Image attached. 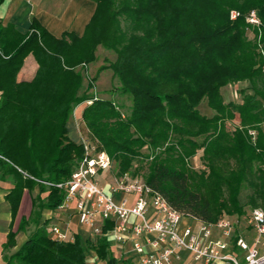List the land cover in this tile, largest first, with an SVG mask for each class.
I'll return each instance as SVG.
<instances>
[{
    "label": "trees",
    "instance_id": "1",
    "mask_svg": "<svg viewBox=\"0 0 264 264\" xmlns=\"http://www.w3.org/2000/svg\"><path fill=\"white\" fill-rule=\"evenodd\" d=\"M93 1L96 11L82 37L65 32L58 39L36 19L21 34L0 20V181L13 179L5 196L12 215L2 245L5 264H87L89 250L107 264L120 263L107 236L65 243L54 240L46 224L39 226L42 211L57 209L66 197L46 183L70 180L85 156L84 142L72 141L67 128L82 103H90L83 111L88 144L110 156L119 179L145 160L144 182L185 218L215 223L224 215L264 210V0ZM253 10L260 26L247 22ZM231 11L241 15L232 20ZM100 44L117 53L109 68L131 99L127 116L112 100L88 90L80 94L83 75L77 68L95 61ZM30 55L39 65L36 76L19 82ZM239 82H248L252 94L243 92L242 103L226 105L220 89ZM204 100L217 112L213 118L198 110ZM236 117L238 124L228 130L226 122ZM200 151L203 169L190 163ZM36 187L30 217L21 219L18 231L30 223L37 230L8 255L16 246L12 227L23 192ZM111 228L107 224L105 233Z\"/></svg>",
    "mask_w": 264,
    "mask_h": 264
},
{
    "label": "built area",
    "instance_id": "2",
    "mask_svg": "<svg viewBox=\"0 0 264 264\" xmlns=\"http://www.w3.org/2000/svg\"><path fill=\"white\" fill-rule=\"evenodd\" d=\"M240 15L232 11L231 19ZM247 22L261 25L255 10L248 14ZM84 144L85 156L70 180L46 184L65 191L59 208L75 204L79 222L89 230L92 241L111 237L123 252L135 257L132 264H175L182 252L189 253L194 264H264L262 208L243 217L224 215L207 223L185 218L141 180L116 182L106 190L100 176L112 168L111 158L105 151L96 152L87 141ZM118 194L123 195L119 201L115 199ZM185 219L196 224H184ZM107 224L112 228L105 233ZM52 234L61 242L72 239L60 227H54Z\"/></svg>",
    "mask_w": 264,
    "mask_h": 264
},
{
    "label": "crops",
    "instance_id": "3",
    "mask_svg": "<svg viewBox=\"0 0 264 264\" xmlns=\"http://www.w3.org/2000/svg\"><path fill=\"white\" fill-rule=\"evenodd\" d=\"M95 10L96 3L92 0H5V2L0 6V20L4 26L12 24L15 30L21 34L28 33L33 20L36 19L45 29H47L50 34L58 39H60L65 32L75 33V35L82 37L86 26L89 24L95 13ZM38 68L39 65L34 56H28L25 60L22 70L18 75V81H32L36 76ZM87 76L89 77L88 70ZM95 93V97L99 98L97 90H95ZM84 104L86 107L90 103ZM67 128L69 131V138L72 141L78 144L84 142V140L79 136L77 123L75 124L70 119L67 124ZM2 182L3 184L9 185V177H7L6 180ZM107 185L108 187L106 190H109L110 184L107 183ZM7 187H9V190L7 191H4L0 188V192H3L2 199L0 200V221L3 219L5 222L3 226L0 224V230L6 236V240L2 243V245L7 241V235L10 232V224L12 222L11 205L8 201H6L5 196L13 188V183L11 186ZM36 188L39 190V187ZM32 193L27 189L24 190L18 215L12 227L14 232H18L16 236V246L13 248V254L16 253L29 239V236L26 235L25 232L26 229L24 231L18 230L21 219L23 217H30L32 212V198L35 197L32 196ZM122 197V194H118L115 196V199L119 201ZM25 203L29 205L28 209H24ZM189 220L190 219H185L184 224H193L190 223ZM43 224H46V229L50 233L51 237L56 241L58 240L52 234V229L54 227H60L69 233L72 239L67 242H74L76 236H79L83 243H86L87 241L96 242L95 240L92 241L89 237V230L80 224L75 204H72L66 209H61L59 207L55 210L44 209L42 211V217L39 226H44ZM67 242L65 241V243ZM108 242L112 254L115 258L120 260L119 264H132L135 257L132 255H127V253L123 252L121 247L116 244L111 237L108 238ZM2 245L0 247V253H3ZM87 253V260L88 258L90 259V262H87V264H107L105 261L99 260L95 251L89 250ZM180 257V260L175 259V264H194L192 256L189 253L182 252Z\"/></svg>",
    "mask_w": 264,
    "mask_h": 264
},
{
    "label": "rangeland",
    "instance_id": "4",
    "mask_svg": "<svg viewBox=\"0 0 264 264\" xmlns=\"http://www.w3.org/2000/svg\"><path fill=\"white\" fill-rule=\"evenodd\" d=\"M96 7H97V4H96ZM122 27H123V29H126L124 23H123ZM249 35L252 38L251 32H249ZM94 56H95V61L88 64V66L85 69H82V67L77 68V71H81V73L83 75V87L80 91V94H83L88 90L87 92L90 96H96L95 90H97L98 94H99V98L114 101L115 104L117 106H119L121 112L125 116L129 115L130 114V108H131V99L128 95L121 93V91H120V88H121L120 80H119L118 76H116L114 74L113 70L109 68V66L116 61L117 53L113 49H109L105 45L100 44L97 46V48L94 52ZM102 67L104 69H101ZM87 70H88L89 77L87 76ZM117 80L119 81V83ZM90 84L94 85V88L91 90L88 89V86ZM243 92L248 93V94H252V90L250 89V84L248 82H246V83L245 82H239L236 84H229V85H226L220 89V94H221L223 101L226 105H228L230 103H234V104L235 103L236 104L242 103L243 102ZM84 109H85V104L84 103L80 104L75 109V111L73 112V114L71 116V120L75 124L77 123L80 138L89 143L90 142L89 138H91V135H89L88 130H87V128L84 124V121H83ZM198 110L200 111V113L203 116H206L207 118H213L217 114V112L213 108L209 107L207 100H204L198 106ZM238 122H239L238 117H236V119L233 122L227 121L226 122L227 129L233 130L234 126L236 124H238ZM250 133L252 135L253 140L255 141L256 132L251 131ZM142 153L148 154L149 151L147 148H145L142 150ZM97 155H98V153L92 152L93 157H97ZM202 155H203V153H202V151H200V152H198V154L195 157H193L190 160V163L193 167H195L197 169H200V168L203 169L204 168V165L202 162ZM79 163H80V160L75 163V165L73 166L72 172H74L77 169ZM117 170H118L117 165L115 163H113L111 169H109V170H107L101 174L100 180L104 181L105 183H109L110 185H113L116 182L128 181V180L144 181L143 176L148 171L147 163L145 162V160H141V159H138L135 162L134 167H133V173L127 174L122 179H119V177L117 176ZM132 174H134V175H132ZM9 181H10L9 185L3 184V182L0 181V186H1L0 188L4 191L9 190V187H7V186L12 185V183H13L12 177H9ZM38 193H39V190H38V188H36V190L32 193V196H37ZM2 194H3V192H0V200L2 199ZM249 194H250V190L243 191L242 201L244 203H246L248 201L247 196ZM42 196L45 198L47 196V194H43ZM28 207H29V205L27 203H25L24 209H28ZM246 209L249 211L250 207L247 206ZM0 218H1V215H0ZM189 221H190V223H193L194 225L196 224V221H192L191 219ZM0 224L2 226L5 224L3 219L0 221ZM36 230H37V226L34 223H30L26 227L25 232H26V235H28L30 237L35 233ZM5 240H6V236L0 230V247ZM13 252H14V250H13V248H11L6 253L8 255H12ZM87 262H90L89 258H88ZM0 264H5V262L3 261V253L2 252L0 253Z\"/></svg>",
    "mask_w": 264,
    "mask_h": 264
}]
</instances>
